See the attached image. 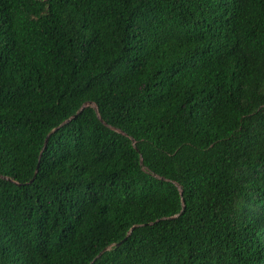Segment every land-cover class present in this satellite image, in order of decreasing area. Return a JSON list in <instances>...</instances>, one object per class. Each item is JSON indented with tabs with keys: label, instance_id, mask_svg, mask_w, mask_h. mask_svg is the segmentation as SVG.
Instances as JSON below:
<instances>
[{
	"label": "trees",
	"instance_id": "16d2710c",
	"mask_svg": "<svg viewBox=\"0 0 264 264\" xmlns=\"http://www.w3.org/2000/svg\"><path fill=\"white\" fill-rule=\"evenodd\" d=\"M0 264H264V0H0Z\"/></svg>",
	"mask_w": 264,
	"mask_h": 264
},
{
	"label": "water",
	"instance_id": "95a60500",
	"mask_svg": "<svg viewBox=\"0 0 264 264\" xmlns=\"http://www.w3.org/2000/svg\"><path fill=\"white\" fill-rule=\"evenodd\" d=\"M87 104H89V103L83 104L82 107L86 106ZM93 107H94V106H93ZM94 108H95V107H94ZM66 121H68V120H66ZM62 124H63V123H62ZM62 124H61V125H62ZM45 145H46V139H45V142H44L43 148L40 150L39 157H40V155H41L43 149L45 148ZM39 157H38V158H39ZM36 169H37V167H36ZM35 173H36V170H35V172H34V175H35ZM34 175H33V177H34ZM32 179H33V178H32Z\"/></svg>",
	"mask_w": 264,
	"mask_h": 264
}]
</instances>
